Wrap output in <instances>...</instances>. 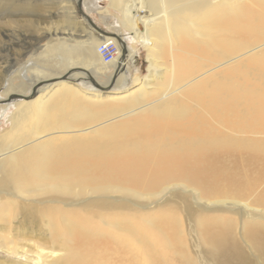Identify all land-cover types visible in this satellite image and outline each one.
Returning <instances> with one entry per match:
<instances>
[{
    "label": "bare ground",
    "instance_id": "6f19581e",
    "mask_svg": "<svg viewBox=\"0 0 264 264\" xmlns=\"http://www.w3.org/2000/svg\"><path fill=\"white\" fill-rule=\"evenodd\" d=\"M109 7L146 49L148 75L123 89L135 51L98 33L78 40L83 54L64 59L74 64L65 74L34 84V97L0 103L2 115L15 108L0 137V191L24 198L18 206L3 200L0 222L16 215L44 223L49 240L69 245L61 264H196L175 214L144 226L113 197L153 198L183 186L207 203L264 217V0H110ZM112 39L116 63L95 72L94 45ZM111 67L107 89L76 82H94L92 74ZM89 195L97 199L83 205ZM73 203L103 221L113 213L122 234L102 233ZM197 223L211 264H264V223L246 221L241 239L231 222Z\"/></svg>",
    "mask_w": 264,
    "mask_h": 264
},
{
    "label": "rangeland",
    "instance_id": "374dc122",
    "mask_svg": "<svg viewBox=\"0 0 264 264\" xmlns=\"http://www.w3.org/2000/svg\"><path fill=\"white\" fill-rule=\"evenodd\" d=\"M78 1L0 0L1 100H4V98L6 100L8 94L14 93L29 96L35 88L34 84L41 81L40 79L47 80L51 76L57 77V75L65 74L74 64L66 62L64 59L69 57L76 58L78 55L83 54L81 43L77 46V41L85 40L88 37L90 39H95L94 36L98 37L97 31L93 29L89 21L80 16L77 6ZM83 10L100 29L120 35L127 47L135 51V56L131 60L126 61V64H128V80L122 88H128V90L136 89L138 87L134 83L136 77L144 79L148 75L149 63L147 61V51L135 42V39L129 35V30L123 26L122 13L118 9L110 8L109 0H102L99 6L94 5L90 10V14L85 9ZM97 46L98 43L94 45L93 54L89 57L95 72L105 66L97 55ZM76 71L82 70L77 69ZM105 71L106 73L103 75L92 74L94 82L88 76H84V78L82 77L76 82L83 84L85 88L90 90H99V87L107 89L112 83L111 74L114 70L111 67ZM115 89L116 87L113 86L110 91H114ZM13 112H15L14 106L7 108L4 115L0 112V137L5 136L10 130L11 123L8 121V118ZM13 137L11 135L3 142H9ZM180 187L169 186L160 195L153 198L140 199L127 197L123 199L121 196L115 195L113 200L119 201L118 203L122 202L121 204L128 206L131 214L141 219L143 225L148 227H152L150 223L156 216L163 214L169 216L170 214L167 213L175 214L183 235L182 238L187 246L186 249L196 264H211L205 256L207 247L201 240L200 231L197 226L198 220L212 221L214 219L226 223L231 222L235 226V236L240 239L242 238L243 226L246 221L264 223L263 216L257 218L258 216H255L254 213L242 211L239 208L220 207L219 205L207 203L199 198L197 193H192L186 187ZM171 190H174L173 193ZM1 193L4 195L2 196ZM5 194L3 191H0V203L3 200L5 202L11 201L18 206L19 202H24V198L22 197L16 196L15 198L14 196L13 198V196ZM184 197L191 203L193 217H190L185 212ZM96 199L95 196L89 195L82 200V204L90 205ZM166 200L168 203H166ZM76 204L73 203L69 208L78 210L79 207L83 206ZM26 208L31 209L32 206H26ZM79 210L82 211L81 213L84 217L92 219L93 224H98L101 227L102 233L107 235L122 234L114 226L116 221L113 220V213L106 214L104 212L106 221H103L95 214L96 211L94 213L86 208ZM133 218H131L132 221ZM0 235H6L8 240L12 242L9 245H5L4 239L0 240V264H57L58 261V264H61L65 257L68 256V243L64 239L59 241L53 240L54 242L49 240L51 238L50 233L44 223L40 224L39 222L33 226L29 222L24 221L21 216L15 215L9 223L0 222ZM241 244L248 255L254 257V252L243 239L241 240ZM196 248L200 250L196 251ZM256 262L257 264H262L258 260Z\"/></svg>",
    "mask_w": 264,
    "mask_h": 264
},
{
    "label": "water",
    "instance_id": "95a60500",
    "mask_svg": "<svg viewBox=\"0 0 264 264\" xmlns=\"http://www.w3.org/2000/svg\"><path fill=\"white\" fill-rule=\"evenodd\" d=\"M83 3H84V0H79L78 3H77L80 16L83 17V18H85L86 20H88L89 23L91 24V26L93 27V29L97 31V33H100V34L105 35V36H112V37L116 38L118 41L123 42L122 41V38L119 35H117L115 33L106 32V31L100 29L92 21V19L88 16V14H86L84 12V10H83ZM127 51L128 50H127L126 46L124 45V55L127 54ZM34 94H35V90L33 91L32 95H29V96H26V95H23V94H14V95L10 96L6 101H2L0 103H10V102H12L14 100H28V99L34 97Z\"/></svg>",
    "mask_w": 264,
    "mask_h": 264
},
{
    "label": "built area",
    "instance_id": "2783aa9c",
    "mask_svg": "<svg viewBox=\"0 0 264 264\" xmlns=\"http://www.w3.org/2000/svg\"><path fill=\"white\" fill-rule=\"evenodd\" d=\"M96 52L104 64H114L119 57L118 42L113 39L104 41L97 46Z\"/></svg>",
    "mask_w": 264,
    "mask_h": 264
},
{
    "label": "crops",
    "instance_id": "0c3cea01",
    "mask_svg": "<svg viewBox=\"0 0 264 264\" xmlns=\"http://www.w3.org/2000/svg\"><path fill=\"white\" fill-rule=\"evenodd\" d=\"M101 1L102 0H84L83 9H85V11L90 14L91 12L90 10L92 9V7H94V5L99 6L101 4ZM109 4H110V0H109Z\"/></svg>",
    "mask_w": 264,
    "mask_h": 264
}]
</instances>
